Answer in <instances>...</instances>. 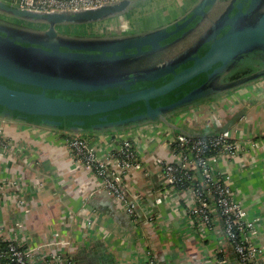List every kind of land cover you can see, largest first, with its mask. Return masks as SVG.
I'll use <instances>...</instances> for the list:
<instances>
[{
    "label": "water",
    "instance_id": "95a60500",
    "mask_svg": "<svg viewBox=\"0 0 264 264\" xmlns=\"http://www.w3.org/2000/svg\"><path fill=\"white\" fill-rule=\"evenodd\" d=\"M170 1L179 6L168 7ZM210 1L213 6L205 12ZM236 1L117 0L92 9L34 12L0 0V120L72 138L122 135L153 126L190 138L203 136L207 132L189 133L175 119L264 83V0H249L247 11L230 22ZM149 5L156 14L139 13ZM185 16L190 18L180 23ZM197 18L196 26L175 38ZM226 25L228 31L196 56ZM186 63L189 67L175 74ZM243 70L248 72L238 73ZM167 75L174 77L152 86ZM199 76L205 79L180 95V88ZM112 92L117 97L105 100L62 97ZM170 93L177 97L173 102L150 105ZM135 105L145 111L135 113L141 106L129 116L118 112ZM128 230L135 233L133 227Z\"/></svg>",
    "mask_w": 264,
    "mask_h": 264
},
{
    "label": "crops",
    "instance_id": "0c3cea01",
    "mask_svg": "<svg viewBox=\"0 0 264 264\" xmlns=\"http://www.w3.org/2000/svg\"><path fill=\"white\" fill-rule=\"evenodd\" d=\"M225 100L221 106L197 110L193 120L180 127L189 133L221 127L247 144L243 154L219 161L214 168L228 177L248 219L256 221L252 240L262 251L259 264H264V83ZM0 127L11 144L8 153L0 150V179L15 180L14 188L4 181L0 191L3 236L42 248L45 256L72 251L75 264H145L148 253L158 264H237L221 219L214 216L212 227L205 228L187 213L194 204L191 195L181 191L177 195L164 185L157 159L172 161L171 136L176 134L170 129L153 126L86 137L88 141L102 138L93 143L99 158L111 159L113 150L119 149V137L129 140L139 154L146 170L125 177L127 195L138 204L139 221L133 223L94 174L75 163L60 134L9 120H0ZM17 152L19 158L14 156ZM111 165L116 166L114 161ZM156 197H161V204H155ZM142 216L151 222L143 223ZM128 227L135 233H129Z\"/></svg>",
    "mask_w": 264,
    "mask_h": 264
},
{
    "label": "built area",
    "instance_id": "2783aa9c",
    "mask_svg": "<svg viewBox=\"0 0 264 264\" xmlns=\"http://www.w3.org/2000/svg\"><path fill=\"white\" fill-rule=\"evenodd\" d=\"M115 1L117 0H12V3L20 10L52 12L98 8ZM258 86L262 84L256 87ZM216 105L215 103L213 107ZM2 132L0 127V150L8 153L11 144ZM99 140H102L99 136H95L93 141H88L85 137H71L65 139V145L75 163L91 171L104 191L120 204L129 220L137 223L138 204L127 195L125 177L131 172L142 173L146 167L129 140L123 137L116 139L119 149L113 150L111 159L110 156L99 158L93 144ZM246 149L247 144L239 136H232L230 131L208 138L173 134L170 154L172 161L165 163L157 159V166L162 172L166 187L173 189L177 195L181 191L193 198L194 204L187 211L190 216L199 220L205 228L212 227L214 216L221 219L225 237L234 247L237 264H259L258 258L262 251L252 240L257 234L256 221L248 219L244 207L228 185V177L214 168L215 163L232 160ZM14 156L19 158L20 153L17 152ZM111 161L116 166L111 165ZM4 181L14 188L15 180L0 179V191L4 188ZM154 202L156 205L161 204V197H156ZM18 204L23 205V202L18 199ZM142 221L149 223L151 218L143 217ZM0 244L4 249L0 251L3 264H41L42 261L44 264H75L72 251L50 252L45 256L42 248L40 251L37 247L23 246L1 233ZM145 264L158 263L155 256L148 253Z\"/></svg>",
    "mask_w": 264,
    "mask_h": 264
},
{
    "label": "flooded vegetation",
    "instance_id": "af4514ba",
    "mask_svg": "<svg viewBox=\"0 0 264 264\" xmlns=\"http://www.w3.org/2000/svg\"><path fill=\"white\" fill-rule=\"evenodd\" d=\"M214 1V0H213ZM172 4V5H171ZM178 4V2L177 1H174V2H172V1H170V5H168V7H173V9L174 8H176V7H178L179 5H177ZM248 4H249V0H237L236 1V3H235V7H234V9L232 10V12L229 14V21L231 22V19H233V17H234V15L235 14H240V13H244V12H246L247 11V9H248ZM212 6H213V4H212V2L210 1V3L207 5V7L205 8V12H207V11H209L211 8H212ZM168 8H165V10H167ZM139 13H141L142 15H146V14H149L148 16H150V15H152V14H156L155 13V11H154V8L151 6V5H149V6H147L146 8H142L141 10H140V12ZM150 13H152V14H150ZM141 17V16H140ZM190 18V17H189ZM187 16H185L182 20H180V23H182V22H184V21H186V20H188L189 19ZM201 19L200 18H197V19H195L194 21H192L185 29H183L182 31H180V32H178L176 35H175V38H177V37H179V36H181L183 33H185L186 31H188V30H190L191 28H193L194 26H196L198 23H199V21H200ZM229 22V23H230ZM171 29H173V27H171L170 28V30ZM228 29H229V26L228 25H226V26H224L223 28H222V30L219 32V33H217V32H214L210 37H209V40L208 41H206V43H204L203 44V46H201V48L199 49V51H198V53H197V55L196 56H200L204 51H206L208 48H209V46H211L213 43H214V41L215 40H217L219 37H221L222 35H224L227 31H228ZM173 39H169V41L168 42H170V41H172ZM168 42H166V43H168ZM162 44H164V43H162ZM195 56V57H196ZM189 63H186V64H184V65H181L179 68H177L176 70H175V74H178L180 71H182V70H184V69H186L187 67H189ZM243 72H248L247 70H243V71H240V72H238V73H243ZM173 77H174V75H167V76H165V77H161V78H159L158 80H156L155 82H153V84H152V86H155V87H159V86H162V85H165L166 83H168L169 81H171L172 79H173ZM203 76H199V77H197V78H195V79H193L192 81H190L188 84L190 85V84H193L194 82H197V81H199L201 78H202ZM205 79V78H204ZM188 84H186V85H188ZM183 87V86H182ZM181 87V88H182ZM180 88V89H181ZM252 90H256V89H258V88H262V86H258V87H254V88H252V87H250ZM146 90V89H145ZM182 90V89H181ZM131 91H135V89H131ZM246 91H251L250 89H246ZM158 100H156L155 102L156 103H159V102H161V100H160V98H157ZM160 100V101H159ZM152 103L150 102V105H151ZM142 105H135V106H133V107H131L130 108V110L129 111H131V110H136L138 107L140 108ZM200 110V109H199ZM195 113H197V110L195 111ZM190 114H192V113H190ZM190 114H186L185 116H181L180 118H178L177 120H175V125H177V126H183L184 124H186V121L187 120H193V117H192V115H195V114H192V115H190ZM192 117V118H191Z\"/></svg>",
    "mask_w": 264,
    "mask_h": 264
},
{
    "label": "trees",
    "instance_id": "16d2710c",
    "mask_svg": "<svg viewBox=\"0 0 264 264\" xmlns=\"http://www.w3.org/2000/svg\"><path fill=\"white\" fill-rule=\"evenodd\" d=\"M204 76L197 82H194L193 84H188V85H184L181 89H180V95H184L185 93H187L189 90H191L192 88H194L197 84H199L202 80H204ZM4 84L8 85V86H13L11 84L10 81H3ZM22 89L24 91H28L29 89L27 87H22ZM62 97L64 99H68V100H83V99H90V100H105V99H113V98H116L117 97V94L116 92H112L111 95L109 96H105V95H87V94H83L81 95L80 97L76 96V95H70V94H63ZM177 97H175V93H170L168 94L167 96L165 97H161L160 100L161 102L159 103H156L155 101L158 100V99H155V100H152L151 101V106L152 107H157V106H160V105H164V104H167V103H170V102H173ZM159 100V101H160ZM133 107V106H130V107H127V108H124V109H121L120 111H118L119 113H121L122 116H129L132 114V112H130V108ZM145 111V108L144 106L142 105V110L139 111V112H135V113H143ZM115 114H112V117H114ZM43 118L42 117H38L37 120L38 122H41ZM216 125V123H215ZM226 131L224 128H221V127H218L217 128H214V130H211L210 133H204L203 136H201L202 138H208L210 136H213V135H216V134H219V133H222ZM62 136V138L64 139H70L71 137L67 136V135H64V134H60ZM87 136H85L86 138ZM3 246L0 244V251H3ZM4 263V260H0V264H3Z\"/></svg>",
    "mask_w": 264,
    "mask_h": 264
},
{
    "label": "rangeland",
    "instance_id": "374dc122",
    "mask_svg": "<svg viewBox=\"0 0 264 264\" xmlns=\"http://www.w3.org/2000/svg\"><path fill=\"white\" fill-rule=\"evenodd\" d=\"M215 102H216V104L218 105V103H219V105L221 106L222 104H224V103H226V102H228L227 100H225V97L224 98H222V99H219V100H217V101H214V102H210V103H207V105H205V108L206 109H211L214 105H215ZM202 108H200V110H201ZM195 113V112H194ZM190 115H192V114H190ZM193 116V115H192ZM178 118V117H177ZM177 118L175 119V120H177Z\"/></svg>",
    "mask_w": 264,
    "mask_h": 264
}]
</instances>
